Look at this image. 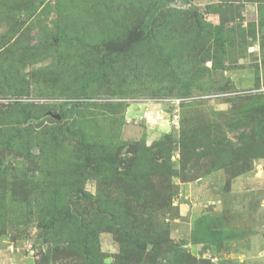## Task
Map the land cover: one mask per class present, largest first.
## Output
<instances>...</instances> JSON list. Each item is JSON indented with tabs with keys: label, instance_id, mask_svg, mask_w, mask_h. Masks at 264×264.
Wrapping results in <instances>:
<instances>
[{
	"label": "rangeland",
	"instance_id": "obj_1",
	"mask_svg": "<svg viewBox=\"0 0 264 264\" xmlns=\"http://www.w3.org/2000/svg\"><path fill=\"white\" fill-rule=\"evenodd\" d=\"M81 149L105 264H264V0H0V264L85 263Z\"/></svg>",
	"mask_w": 264,
	"mask_h": 264
},
{
	"label": "trees",
	"instance_id": "obj_2",
	"mask_svg": "<svg viewBox=\"0 0 264 264\" xmlns=\"http://www.w3.org/2000/svg\"><path fill=\"white\" fill-rule=\"evenodd\" d=\"M60 115L64 118L67 115V111L63 108L62 111L60 112ZM82 150L83 149L78 150V153L75 156L70 155L66 158L65 160L66 170H64L65 175L57 178V180L54 181L56 186L53 188L54 189L53 191L55 192L54 194H56V196H52L53 199L50 201V204L49 201L47 204L48 207L57 208L56 214L59 215L60 218L65 216V218H62L63 223H65V225H67L70 230V232L67 233L69 235L67 236L66 240H62V242L54 245V251H57L59 254H63V255H65L66 251L68 252L73 251L74 253H77L79 255L80 257L79 259H85L84 264H105L104 259L102 258V256H104V253L101 251L100 246L98 245V230L93 229L91 226L88 225H86L87 228H84L85 226L78 224L76 222L77 216H75L70 210L71 206L69 205L66 208L64 206L62 207V204L66 200V197L62 196L61 194H57L63 191L59 188L61 183L65 182L68 184L69 187H71L72 184L74 185L75 183L80 182L78 180H75V178L79 174L85 176L87 173H89V171H96L98 173L103 174L105 172L111 173L114 169L118 170L115 164L116 158L113 159L107 157L106 154L102 153V157H98L97 160L94 158V156L92 160L85 159V157H83L82 155ZM59 171L62 172L63 170L59 168ZM140 178H141L140 176H137L134 179L137 182L130 185V187L132 188V191H130L132 192L131 195H138L141 190L140 188H143L142 186L144 184H142L141 182L142 180ZM137 186L138 188L136 189ZM81 192L83 193V196L86 197L87 195L86 191L81 190ZM69 193H70V188L67 194V201H68ZM63 223H61V225ZM126 234L129 243L136 245L135 247L141 253H144L143 250L147 249V241H149L148 240L149 238H145V236H143V238L142 237L136 238L137 236L139 237L140 234L134 235L129 231L128 228L126 229ZM153 243L155 246H153V248L150 249L148 253V255L151 257H155L157 255L159 248L158 241L154 240ZM66 257H69V255H67ZM49 258L50 256H46L45 260L48 261Z\"/></svg>",
	"mask_w": 264,
	"mask_h": 264
},
{
	"label": "water",
	"instance_id": "obj_3",
	"mask_svg": "<svg viewBox=\"0 0 264 264\" xmlns=\"http://www.w3.org/2000/svg\"><path fill=\"white\" fill-rule=\"evenodd\" d=\"M188 1H189V0H181V2H182L183 4H186V3H188ZM56 117H57V118H60V116H59V115H56Z\"/></svg>",
	"mask_w": 264,
	"mask_h": 264
}]
</instances>
